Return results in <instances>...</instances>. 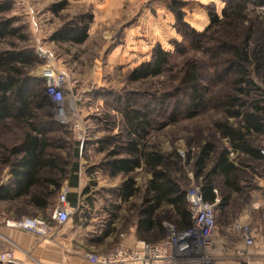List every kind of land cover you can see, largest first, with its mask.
I'll use <instances>...</instances> for the list:
<instances>
[{
	"label": "rangeland",
	"instance_id": "rangeland-1",
	"mask_svg": "<svg viewBox=\"0 0 264 264\" xmlns=\"http://www.w3.org/2000/svg\"><path fill=\"white\" fill-rule=\"evenodd\" d=\"M12 8L6 13L21 28L27 39L16 40L18 46H30L38 55L40 63L27 71L32 78H40L39 68L43 59L39 49L47 52L55 64L71 78L76 79L73 106L68 99L64 106L69 108L68 123L60 124L53 114V105L38 109L44 122L48 139V152L53 157L57 171L66 170L61 177L57 200L62 188L69 182V170L73 163L78 164L77 174L79 190H90L94 201L92 224L94 227V247L87 252L106 253L118 244L133 247L138 241L155 242L166 236L164 224L180 226V217L170 207L164 206L158 216L163 230L144 234L136 229L139 205L148 176L143 168L133 171L138 188L137 194L126 201L117 196V187L123 175L110 173L107 165L108 152L115 150L123 153L122 144L127 139L124 109H138L148 114V134L145 137L149 147L168 153L176 150L183 162L180 170L172 171L180 178L186 190L192 184H202L203 175L212 165L206 161L202 176L193 175V160L198 148L205 142H213L217 150L225 147L227 141L220 137L215 123L225 121L224 112L215 104L227 88L228 77L218 80L213 72L223 68L220 58L215 62L211 57L219 50L205 52V48L216 43L212 33L211 13L222 16L224 0H11ZM64 1L65 7L57 13L50 11L53 3ZM264 4L248 3L245 9L247 17L258 16L264 19ZM90 18L87 38L80 44H70L52 40V33L79 16ZM186 27L196 33H204L205 43H195L192 37L182 32ZM201 41L203 40L202 37ZM159 46L170 53L169 64L157 76L139 80L130 79V72L143 62L151 60L153 50ZM7 41H0V49L8 48ZM195 58L200 62L201 72L206 76L202 84L206 91L202 104L194 115L188 116L190 101L183 94L180 78L182 64ZM258 84H261L257 81ZM264 87V84H261ZM44 92L43 84L39 85ZM226 121L234 124L229 118ZM79 125L84 129L79 136ZM20 122H0V152L16 144L24 133ZM107 140V141H106ZM253 145L264 147V138L255 137ZM236 153L229 154L235 158ZM236 159L240 166L238 190L232 191L223 182L219 174L213 176L216 196L219 199L215 210L217 235L224 236L213 247V264L219 261H233L237 264H264V237L255 235L254 243L247 248V256L239 258L234 254L241 240L232 230L233 221L243 214L249 195L257 189L264 194V161L251 160L244 155ZM59 170V171H60ZM91 174V175H90ZM8 168L0 164V184L8 181ZM226 197L224 205L220 206ZM23 200H0V220L18 219L34 215ZM255 223H264V214L255 215ZM264 229V226H263ZM264 233V230L263 232ZM98 236V240L95 238ZM214 239V237H213ZM262 247V252L256 249Z\"/></svg>",
	"mask_w": 264,
	"mask_h": 264
},
{
	"label": "trees",
	"instance_id": "trees-1",
	"mask_svg": "<svg viewBox=\"0 0 264 264\" xmlns=\"http://www.w3.org/2000/svg\"><path fill=\"white\" fill-rule=\"evenodd\" d=\"M224 1L222 16L214 13L210 15V24L216 26L212 32L216 35V44L205 48V52L219 50L211 57L214 62L223 53L226 54L220 58L222 70L213 72L215 75L212 76L218 80L223 76L228 77L227 88L215 104L226 117L225 121L215 123V128L220 137L227 141V145L217 150L213 142H205L198 148L193 160L195 178L202 176L207 160L212 162L201 184L203 197L209 202H213L216 197L212 179L216 174L223 177V182L232 191L238 190L240 166L236 159L239 156L264 161L260 154L262 147L256 148L253 145L254 136L264 138V87L261 85L264 84V19L259 15L249 18L245 13L248 3L264 4V0ZM65 5L64 1L53 3L50 11L57 13ZM11 8V0H0V41L9 44L8 48L0 49V122H20L25 128L16 144L0 152V164L8 168L11 177L8 185L0 184V200H23V205L26 203L40 207L43 218L48 220L45 208L54 203L63 177L57 178L55 175L58 172L64 175L66 170L57 171L53 157L48 152L44 122L37 111L45 105L52 106V102L39 87L43 81L27 75L29 69L40 63V59L30 46L20 47L16 44V40L25 41L27 36L14 24L13 18L6 15ZM89 21L86 15H80L55 30L51 39L80 44L87 38ZM178 21L181 23L180 16ZM184 28L186 30L182 33L192 37L195 43H205L204 33H196L185 25ZM170 56L169 52L156 46L151 60L133 68L130 79L159 75L169 64ZM205 77L197 59L191 58L182 64L180 84L183 94L190 101L188 116L194 115L204 100L206 88L202 83L206 82ZM123 114L128 131L127 139L121 147L124 156L112 158L120 152L110 150L108 157L111 158L106 163L111 171L121 172L125 176L116 189L122 201L139 191L131 176L135 167L143 168L150 174L139 205L137 231L144 234L154 229L162 231V221L157 214L164 206L179 215V228L189 226L190 214L185 190L180 178L172 174V171L181 169L183 159L176 150L163 153L146 144L145 137L150 126L146 112L125 108ZM229 118L236 122L228 123L226 120ZM232 153L237 156L230 158L229 154ZM77 168L78 164L73 163L67 170L70 185L77 183ZM225 201L226 197L219 205H224Z\"/></svg>",
	"mask_w": 264,
	"mask_h": 264
},
{
	"label": "built area",
	"instance_id": "built-area-1",
	"mask_svg": "<svg viewBox=\"0 0 264 264\" xmlns=\"http://www.w3.org/2000/svg\"><path fill=\"white\" fill-rule=\"evenodd\" d=\"M39 56L43 59L39 75L43 81L44 93L52 102L56 121L66 124L69 108L64 106V101L68 99L70 109H74L72 101L77 81L60 69L47 52L39 49ZM74 127L79 129V136L83 137L84 129H80L77 124ZM260 154L264 159V147L260 149ZM213 191L216 194V190ZM67 193L66 187L61 189L50 215L51 220L64 223L70 218L72 207L67 201ZM185 198L189 207V226L179 228L166 223V236L160 240H140L133 247L120 243L106 253L86 252V260L90 264H213L215 210L219 199L216 196L213 202L206 201L202 185L196 183L185 190ZM6 224L38 236H45L51 231L50 222L37 216L21 217L7 221ZM232 230L241 240V245L235 248L234 254L245 258L247 248L253 245L255 238V230L247 213L243 212L233 221ZM13 261L12 250L0 252L1 264H11Z\"/></svg>",
	"mask_w": 264,
	"mask_h": 264
},
{
	"label": "crops",
	"instance_id": "crops-1",
	"mask_svg": "<svg viewBox=\"0 0 264 264\" xmlns=\"http://www.w3.org/2000/svg\"><path fill=\"white\" fill-rule=\"evenodd\" d=\"M121 156H124V154L118 153L112 158ZM138 168L140 167H135L134 171L138 170ZM77 172L76 185H70L69 182L68 185H66L68 190L67 201L72 207V214L64 223L51 220L50 215L57 204V200L55 199L51 206L45 208L46 218L51 224V231L47 235L38 236L6 224L7 221L15 219L5 218L0 220V252L5 250L13 251L14 261L11 264H90L85 258V253L87 252L86 249L94 247V242L91 241V237H93V230L91 229L94 227L92 224L94 201L91 199V191L88 190L87 187L81 191L79 190L80 183L78 182ZM110 173L112 175H123L118 171L113 172L110 170ZM149 177L150 175L148 178ZM124 179L125 176L121 181ZM10 182L11 177L9 175L6 185ZM27 207L34 214L30 217L37 216L43 218V211H41L40 207H35L30 204H27ZM243 210L248 214L252 222L255 235L263 238L264 233L262 232L264 230V223H255L254 221L255 215L257 216V214L260 213L264 214V194L261 192V189H257L254 193L249 195V199H247ZM217 233L218 231L216 230L214 234V246L217 241L224 240V236L217 235ZM99 238L97 236L95 239L98 240ZM261 250L262 247L256 249L259 253L262 252ZM217 264L237 263L233 261H219ZM254 264H256V262Z\"/></svg>",
	"mask_w": 264,
	"mask_h": 264
}]
</instances>
